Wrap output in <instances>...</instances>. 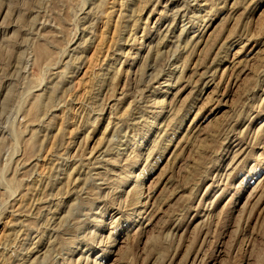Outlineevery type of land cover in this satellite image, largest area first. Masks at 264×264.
Here are the masks:
<instances>
[{
    "label": "rangeland",
    "instance_id": "374dc122",
    "mask_svg": "<svg viewBox=\"0 0 264 264\" xmlns=\"http://www.w3.org/2000/svg\"><path fill=\"white\" fill-rule=\"evenodd\" d=\"M0 264H264V0H0Z\"/></svg>",
    "mask_w": 264,
    "mask_h": 264
}]
</instances>
